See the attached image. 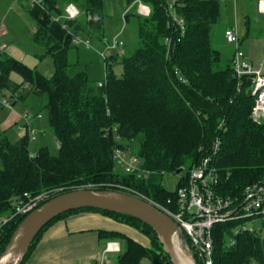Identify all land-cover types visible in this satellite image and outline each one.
Wrapping results in <instances>:
<instances>
[{
	"label": "trees",
	"instance_id": "16d2710c",
	"mask_svg": "<svg viewBox=\"0 0 264 264\" xmlns=\"http://www.w3.org/2000/svg\"><path fill=\"white\" fill-rule=\"evenodd\" d=\"M105 1L85 0L81 7L85 19L64 20L66 28L62 22H53L51 16L77 0H44L45 9L29 7L36 22L33 41L53 60L50 78L4 52L0 54V95L18 90L19 85L10 79L12 73L18 74L23 79L21 85H28L43 99L49 127L58 142L57 154L42 147L32 155L27 132L14 143L0 135V216L12 213L16 201L25 194L34 197L62 188L57 197L86 185H99L91 189L94 191L126 193L115 187L122 185L166 204L169 198L176 199L181 179L175 191H168L162 186V177L176 174L180 168L188 171L211 151L217 138L221 141L218 190L224 197L242 201L245 188L264 179V123L256 124L250 117L254 105L250 81L245 78L238 87L231 60L219 69L222 55L211 41L221 16L219 0H179L177 12L184 21V33L178 25L173 26L167 0H139L151 8L148 17L132 12L141 46L128 57L107 52L106 59L102 58L107 77L102 78L103 86L99 87L98 80H92V68L88 70L90 61L85 62L86 56L82 58L74 38L100 42L106 38ZM125 1L129 5L137 0ZM129 15L124 13L123 18ZM168 38L172 40L170 46ZM71 49L76 50V61L80 63L70 61ZM119 64L123 68L121 76L115 73ZM75 65L79 68L71 75ZM117 135L133 144L118 143ZM139 136L142 142L135 153L134 143ZM117 148L139 156L142 167L153 172L149 179L122 172L114 161ZM80 212L102 214L138 231L150 242L145 246L124 233L101 232L125 241L126 250L119 255L118 264H142L143 260L172 264L149 225L126 213L90 208L67 212L49 222L30 244L22 264L27 263L47 229ZM25 217H15L1 230L0 257ZM241 225H216L214 264H264V239L256 230L235 234ZM228 235L235 245L227 244ZM182 237L189 245L186 236Z\"/></svg>",
	"mask_w": 264,
	"mask_h": 264
},
{
	"label": "built area",
	"instance_id": "2783aa9c",
	"mask_svg": "<svg viewBox=\"0 0 264 264\" xmlns=\"http://www.w3.org/2000/svg\"><path fill=\"white\" fill-rule=\"evenodd\" d=\"M21 0H12L17 4ZM31 9H45L44 0H23ZM179 0H167V12L172 18L173 26L178 25L184 33V21L178 16L177 3ZM60 14L51 16L53 22H62L64 20L74 21L81 15V10L74 3H67L62 6ZM135 13L141 17H148L151 14V8L142 1H137L135 7H129L125 14ZM259 12L264 13V1L259 3ZM63 24V28H66ZM120 34L113 40L103 38L102 44L105 45L104 50H96L105 60L107 52H112L123 48L124 43L119 39ZM225 38L229 45L235 47V54L231 59V66L235 77L238 80V87L247 78L250 81L251 95L254 99V105L251 111V119L256 124L264 123V60L258 67H254L245 59V53L241 49V38L237 27L233 26L225 31ZM170 46L172 40L166 39ZM74 44L94 49L92 41L88 37L76 36ZM1 50V47H0ZM107 73L104 76L106 79ZM181 81L186 82L183 78ZM102 82L99 87H102ZM0 105L3 107H11L12 101L7 100L0 95ZM40 117V116H38ZM33 118L30 114H25L26 125L20 129L27 132L30 141L37 140L36 132L30 126V120ZM223 124L221 123V126ZM116 129L113 130V132ZM108 132V130H107ZM117 139V136H115ZM221 147L220 139H216L213 143L211 151L203 157L197 164L192 166L188 171L179 174L181 186L177 189L176 199L169 198L166 204L158 203L149 199L144 194L135 191L126 186L118 185V187L126 192L142 199L160 211L169 215L178 223V232L185 235L189 241L190 250L196 260L202 264H214V229L216 225L227 224L230 222H242L241 227L234 230L235 234L241 231L253 230L247 228L248 220L261 221L264 220V179L258 183L249 185L242 194L243 200L238 197H224L220 194L218 188L220 183V174L218 170V155ZM202 149H200L201 151ZM34 155V153H32ZM114 161L116 166L124 173L136 175L137 178L149 179L153 174L152 171L142 167V160L135 153L117 148L114 151ZM184 176V177H183ZM92 186V185H91ZM112 186V185H111ZM62 190V189H61ZM53 191L44 192L37 196L25 194L14 204L12 213L0 216V233L5 225L11 222L17 216H27L31 212L37 210L43 203L49 200ZM57 192V191H56ZM230 246L235 245V240H231ZM120 251L119 245L111 243L107 252Z\"/></svg>",
	"mask_w": 264,
	"mask_h": 264
},
{
	"label": "rangeland",
	"instance_id": "374dc122",
	"mask_svg": "<svg viewBox=\"0 0 264 264\" xmlns=\"http://www.w3.org/2000/svg\"><path fill=\"white\" fill-rule=\"evenodd\" d=\"M138 1V0H137ZM137 1L127 4L125 0H107L104 3L103 8V15H104V35L107 39L113 40L116 38L118 34H120V41L124 43L122 49L114 50L112 53H122L124 56L128 57L134 54V52L140 48V41L138 36V27H137V19L133 13L129 15L128 19L123 18V14L129 8L135 7V3ZM224 4L227 2L230 3V7L232 8L235 2L240 0H224ZM227 1V2H226ZM85 4V0H77L76 6L81 10V15L79 16L78 20L85 19V14L83 13V9L81 8ZM62 4L60 5V7ZM14 7V9H13ZM16 8L17 11H16ZM13 9V10H12ZM243 11L245 10L244 5H242ZM222 16V15H221ZM220 16V20H221ZM248 18L244 17V21L239 24L237 27L238 33L240 37L243 39V45H241V49L245 53L246 61H252V63H259L264 60V15L258 14L255 10L248 15ZM229 21L224 17L222 21L218 22V24L213 28L211 33V41L212 45L215 49L219 50L222 55L221 66L219 69H222L228 65L229 60L233 58L235 54V47L233 45H229L225 38V31L227 26L230 24ZM250 24L252 26L251 32L246 35L245 29L246 26ZM236 26L235 22L230 27ZM36 27V22L32 19L29 14V6L23 1H19V3L15 4L12 0H0V33H2L5 28L8 30V34L5 35L4 38L0 40L2 44H5L8 49L4 50L5 55L10 57H15L16 59L22 60L25 64H27L32 69H36L42 75L47 78H50L54 73V64L51 56H45V49L43 47L37 46L34 41V31ZM2 34H0L1 37ZM4 36V35H3ZM217 37V38H216ZM92 44L94 49L89 50L83 47H77L81 53L82 50V58L85 57V62H89L90 66L88 70L91 71L90 67L92 68V80L97 81L98 83L102 82V78H104L105 74L107 73L106 64L103 63L104 60L101 56H99L96 50H103L105 45L100 42V40L92 39ZM78 46V45H76ZM15 50H18L17 52ZM77 50V51H78ZM3 51V50H1ZM78 51V52H79ZM111 52H108L110 55ZM81 60V59H80ZM83 60V59H82ZM103 60V61H102ZM70 61H76V50L71 49L70 52ZM249 62V63H250ZM78 62V60L76 61ZM251 64V63H250ZM80 65V64H79ZM257 65V64H255ZM254 66V65H253ZM257 67V66H254ZM79 66L75 65V68L70 70V74L72 75ZM123 72L122 66L119 64L115 67V73L118 76H121ZM10 79L13 83L19 85L18 90L15 92H5L4 98L7 100L12 101L11 107H3L0 105V125L1 122L6 121L10 116H12L15 112L18 114H23L26 111L29 112V107L35 105L34 109L37 112H40V117L36 119L37 128L44 129L46 131V136L43 139L45 143L44 146H47L53 154H57L58 147L57 143L54 139V136H50L52 133L51 129L49 128L48 124V114L47 110L44 109V102L43 99L39 98L38 96L34 95L32 90H30L28 85H21L23 83V79L15 73H12ZM18 101V104L13 106V102ZM37 106V107H36ZM21 121L12 124L7 131L3 132L0 129V135H5L11 142H17L19 139L23 137L26 133L24 130L20 129L26 125L25 115L21 117ZM37 135H41L40 132L37 130ZM42 137H40L41 139ZM116 141L118 143H123L124 146H128L129 144H133L129 141H126L117 135ZM142 142V136H139L134 143L135 149L134 152L136 153L140 148ZM40 141L37 143L31 142L30 143V150L33 153L35 148L39 147ZM47 144V145H46ZM130 151V150H129ZM132 152V151H131ZM2 168V162L0 159V169ZM180 181V176L177 174H166L162 177L161 183L162 186L168 191H175L178 187V183ZM108 186H111L108 184ZM99 187V185H86V186H79L74 187L75 190H83V189H95ZM62 188L52 190L51 197L49 200L53 199L55 195H58ZM57 191V192H56ZM94 191V190H93ZM48 200V201H49ZM47 202V201H46ZM44 204V203H43ZM247 228H251L259 232L264 239V220L261 221H253L248 220ZM232 240V236L228 235L226 242L230 244ZM123 245L125 246V242L122 241Z\"/></svg>",
	"mask_w": 264,
	"mask_h": 264
},
{
	"label": "crops",
	"instance_id": "0c3cea01",
	"mask_svg": "<svg viewBox=\"0 0 264 264\" xmlns=\"http://www.w3.org/2000/svg\"><path fill=\"white\" fill-rule=\"evenodd\" d=\"M261 1L264 0H240L235 2V4L232 3L234 6L231 8L229 2L226 1L227 3L224 4V0H219L221 4L222 15L220 22L225 17L229 21L228 23L230 25H233L235 22L236 27H239L238 25L244 21V17H249L248 15H250L251 10L252 12L255 10L258 12V14L260 13L264 15V13L259 12V3ZM242 5L245 7L244 11L242 9ZM17 9L18 8H16V11ZM230 25L227 26V29L230 28ZM251 28L252 26L248 24L244 33L249 36ZM0 34H2L0 37L1 40L6 34H8V30L5 28V30ZM241 45H243L242 38ZM0 47L1 50H3H0V54L1 52H4V50L8 49V47L1 42ZM15 51L17 52L18 50ZM19 58L20 59L18 60L21 61L22 57ZM250 63L258 67L261 62L252 63L251 61ZM14 103L17 105L18 101L13 102V104ZM34 107L35 105L30 106V111H26L23 114H18L15 112L6 121L1 122L0 125L1 131L5 132L12 124L21 121V117H23L25 114L32 115L33 118L30 120L31 128L35 130L36 135L37 130L41 135L43 134V136H40L42 137L41 139L37 135V140L34 142L37 143L40 141L41 144H39V147L33 150V153L42 147H47L44 146L45 143L43 142V139L46 136V131L42 129V127H40V129L37 128L36 124V119L41 118L38 117L41 114L40 112H37ZM52 135L53 134L50 133V136ZM56 143L58 147V142L56 141ZM103 231L124 233L135 238L143 245L150 246V242L142 234L125 224L119 223L96 212H80L56 222L49 229H47L31 253L26 264H118V257L126 250V243L124 244L125 246H122V241L124 240L118 238L111 239L110 237L101 235L100 233ZM111 243H116L119 245L120 251L107 252L108 246ZM142 264L152 263L149 260H143Z\"/></svg>",
	"mask_w": 264,
	"mask_h": 264
},
{
	"label": "water",
	"instance_id": "95a60500",
	"mask_svg": "<svg viewBox=\"0 0 264 264\" xmlns=\"http://www.w3.org/2000/svg\"><path fill=\"white\" fill-rule=\"evenodd\" d=\"M184 171V168H180L176 174ZM82 208L129 214L157 233L172 264H198L189 245L178 232V223L169 215L130 194L89 189L61 194L28 214L13 233L0 257V264H22L30 244L49 222L62 214Z\"/></svg>",
	"mask_w": 264,
	"mask_h": 264
}]
</instances>
